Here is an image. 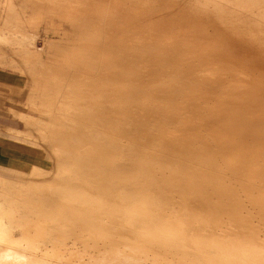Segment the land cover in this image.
I'll return each instance as SVG.
<instances>
[{
  "label": "bare ground",
  "instance_id": "obj_1",
  "mask_svg": "<svg viewBox=\"0 0 264 264\" xmlns=\"http://www.w3.org/2000/svg\"><path fill=\"white\" fill-rule=\"evenodd\" d=\"M65 10L0 37V264H264V0Z\"/></svg>",
  "mask_w": 264,
  "mask_h": 264
},
{
  "label": "crops",
  "instance_id": "obj_2",
  "mask_svg": "<svg viewBox=\"0 0 264 264\" xmlns=\"http://www.w3.org/2000/svg\"><path fill=\"white\" fill-rule=\"evenodd\" d=\"M35 1H37V0H0V37L1 36L3 37L5 32L11 31V30L14 31L15 34L17 33L16 34L17 36H21V33H22V36H28V37L29 36H35V37H42V38L50 37V36H57L56 33L66 30V24H65V19H64V18H66V10H65V8H66V0H61V1L57 0V2H56V0H50L54 4L50 3L49 0H40V1L38 0L37 3ZM63 2H64V4H63ZM7 3H9L10 5H6ZM35 4H40L39 6L41 8L39 6H37V5H35ZM5 5L8 6V9H7V7ZM9 6H12V7H9ZM29 7H30V9H29ZM38 7H39V9H38ZM60 7H62V8H60ZM11 8H13V9L16 8L17 10L15 9L14 12H13V9H11ZM42 9H43V11H42ZM39 10H40V12H39ZM44 10H45V12H44ZM4 11L5 12L7 11L8 14L7 13L5 14ZM63 11H65V14H63L64 13ZM10 12H12L14 15H12ZM59 12H61V16L65 15L64 18L61 17L62 19H60V13ZM33 13L35 14V16L37 15V18L34 16ZM43 14H44L46 19L45 18L42 19L44 17ZM38 15L42 16V18L40 17V21L42 22V24H41L40 21H38L39 20V18H38L39 16ZM56 15L59 16V18ZM18 16H19V18H18ZM7 17H9V18H7ZM15 18H16V20H15ZM22 18L25 19V20H23ZM2 20H4V21H2ZM28 20H29L30 23L28 22ZM51 20H54L55 22H58V26L55 27V28H51V26L49 25ZM7 21L13 22L12 23L13 25L11 24L10 28H7V27L5 28V26H4V22H7ZM23 21H24V24H22ZM17 23H19V24H17ZM51 29L55 30V32L53 34L51 33ZM32 33H35V34H32ZM41 35H43V36H41ZM0 44H1L0 45V51H1L0 54H1L2 51H3L2 41H0ZM0 95H1V92H0Z\"/></svg>",
  "mask_w": 264,
  "mask_h": 264
},
{
  "label": "rangeland",
  "instance_id": "obj_3",
  "mask_svg": "<svg viewBox=\"0 0 264 264\" xmlns=\"http://www.w3.org/2000/svg\"><path fill=\"white\" fill-rule=\"evenodd\" d=\"M136 31H137V29H134L133 30V32H136ZM54 32H55V30L51 29V33L53 34ZM55 37L56 36H50V37H44V38H48L47 41L49 42L50 38H55ZM41 38L42 37H37V39L33 40L32 43H31V41H27V43H26L25 46L27 48L33 47V48H36V49H40L41 48L40 46H42ZM5 46L3 45V47H5ZM6 47L8 48L9 46H6ZM5 71L0 69V82L1 83H5V84H9V85H11V84L16 85L14 83V79L11 77V74L8 73L9 71L8 70H5ZM11 97L14 99L16 96H5V97L4 96H0V140H8L9 137L12 136V133L9 132V131H7L6 128H10L11 127V128L19 129V130H22V129L26 128V126H23L24 124L20 120H18L17 122L14 121L15 124H12L11 123V122H13V121L10 120L12 118L13 112L17 111L18 108L15 109V110H13L14 109L13 108L11 111H7L8 109L5 108V105H8V104L13 105L16 108L17 104L20 105V103H22V104L25 103V99L22 97V99L19 100V103L16 102V105H14V103H12V102H11L12 104L11 103H8V102H10L9 100H10ZM19 99H20V97H19ZM3 112H5V116L3 115L4 114ZM10 112L12 114H10ZM27 112L28 113L30 112L29 114H31V115L38 116V114H36L35 112L32 113L33 111L32 112L31 111H27ZM13 152L16 154V151H12V149H10V148H5L0 143V153L1 154H4V153L12 154ZM19 157L22 158V157H26V156H24L23 154H21ZM38 163H39V161H38ZM0 174L5 175V176H9V177L11 176V175L7 174L6 172H2L1 170H0Z\"/></svg>",
  "mask_w": 264,
  "mask_h": 264
}]
</instances>
